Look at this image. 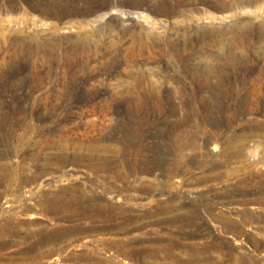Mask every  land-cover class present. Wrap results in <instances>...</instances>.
Here are the masks:
<instances>
[{"label":"rangeland","instance_id":"374dc122","mask_svg":"<svg viewBox=\"0 0 264 264\" xmlns=\"http://www.w3.org/2000/svg\"><path fill=\"white\" fill-rule=\"evenodd\" d=\"M0 156V264H264V0H0Z\"/></svg>","mask_w":264,"mask_h":264},{"label":"bare ground","instance_id":"6f19581e","mask_svg":"<svg viewBox=\"0 0 264 264\" xmlns=\"http://www.w3.org/2000/svg\"><path fill=\"white\" fill-rule=\"evenodd\" d=\"M107 147V146H106ZM93 148V147H92ZM95 148V147H94ZM110 149V148H109ZM139 149V148H138ZM90 150V149H89ZM104 150H106V148L104 149ZM108 150V149H107ZM106 150V151H107ZM111 150V149H110ZM102 151V150H101ZM136 151H137V149H136ZM108 152H109V150H108ZM107 152V153H108ZM111 152V151H110ZM142 152V151H141ZM90 152H88V154H89ZM115 153V152H114ZM113 153V154H114ZM118 153H120V152H118ZM126 153V152H125ZM88 154H84V156L86 157ZM92 154V153H91ZM121 154V153H120ZM96 155V154H95ZM107 155V154H106ZM122 155V154H121ZM83 156V157H84ZM94 156V155H93ZM113 156H115V155H113ZM0 157H2V156H0ZM89 156H87L86 158H88ZM82 158V157H81ZM92 158V157H91ZM90 158V159H91ZM77 159H80V157L79 158H77ZM85 159V158H84ZM73 160V162L75 161L74 159H72ZM81 160V159H80ZM80 160H77V161H80ZM88 160V159H87ZM93 160V159H92ZM76 161V162H77ZM83 161H85V160H83ZM82 161V162H83ZM88 162H90V161H88ZM108 162V161H107ZM106 162V164H109V162L107 163ZM87 163V162H86ZM102 164V163H101ZM121 165L122 164H126V163H123V162H121L120 163ZM120 164H118L117 163V166L118 165H120ZM93 165V164H92ZM153 165H154V163H153ZM88 166V165H87ZM90 167V166H89ZM94 168V167H93ZM103 168H105V165H104V167ZM103 168H101V169H103ZM127 168H129V167H127ZM147 168H149V167H147ZM92 169V168H91ZM108 169V168H107ZM117 169V168H116ZM131 169V168H130ZM149 169H151V167L149 168ZM106 170V169H105ZM120 170V169H119ZM143 170H144V168H143ZM146 170V169H145ZM6 171H7V169L5 168V166H4V164H0V182L1 181H3L2 179L5 177V176H7L6 175ZM10 171V170H9ZM107 171V170H106ZM110 171H112L113 172V170L111 169V170H109V172ZM137 171V170H136ZM111 172V173H112ZM115 172V171H114ZM118 172V171H117ZM116 172V173H117ZM124 172V171H123ZM134 172V171H133ZM132 172V173H133ZM142 172V171H141ZM9 173V172H8ZM118 173H120V172H118ZM131 173V172H130ZM169 173H170V171H169ZM11 174V173H10ZM128 174V173H127ZM127 176V175H126ZM137 176V175H136ZM35 177V176H34ZM34 177L32 178L31 177V179H34ZM6 178V177H5ZM25 178V177H24ZM24 178H23V180H24ZM126 178V177H125ZM30 179V180H31ZM72 179V178H71ZM79 180V179H78ZM78 180H77V182H78ZM123 180V179H122ZM25 181V180H24ZM24 181H22V182H24ZM64 181V180H63ZM71 181V180H70ZM75 181H76V179H75ZM8 182V181H7ZM3 183H5V182H3ZM65 183V182H64ZM69 183H72V182H69ZM91 183V182H90ZM93 183V182H92ZM146 183H148V182H146ZM145 183V184H146ZM81 184V183H80ZM84 184V183H83ZM142 184V183H141ZM150 184V183H149ZM149 184H148V186L147 187H149ZM3 185V184H2ZM1 185V186H2ZM63 185V184H62ZM91 185V184H90ZM96 185V184H95ZM58 186L59 185H57L56 187L58 188ZM64 187L62 188V189H60L59 191H55V193H51V196H52V199H49V201H45V204H46V206H45V210L47 211V212H49V213H51V214H56L59 218H62V219H65V220H67V221H74V220H77L78 218L80 219L81 217H87V216H89L90 215V213H92V212H99V214L100 213H102V211L104 210V209H110V211L112 210L111 208H112V206H114L112 203V206H110V205H106V206H101L100 205V207H95L94 205H91V202H89L88 203V201H89V199H90V197H92V199L94 198V196L96 195L95 193H93V192H91L90 190V192H91V194L93 195H90V196H87V195H83V192H86L85 190H84V185H83V188H81L82 186H80L79 184H77L76 182L75 183H73V184H71L70 186H68V185H66V187H65V185H63ZM86 186H87V184H86ZM94 186V185H93ZM97 186H98V184H97ZM142 186V185H141ZM140 186V187H141ZM151 186V185H150ZM62 187V186H61ZM50 188V187H49ZM52 188V187H51ZM56 188V189H57ZM91 188V187H90ZM144 188V187H143ZM46 189V188H45ZM47 189H48V187H47ZM89 189V188H88ZM94 189V188H93ZM92 189V190H93ZM6 190V189H5ZM39 190H42L43 191V189H39ZM84 190V191H83ZM37 191V190H36ZM35 191V192H36ZM42 191H41V195H42ZM46 191V190H45ZM51 191H53L52 189H51ZM67 191H69L70 193H71V196H70V194H69V196H68V198H67V201H64L63 203H58V195H59V193H65V192H67ZM95 191H96V189H95ZM0 192H2V191H0ZM47 192V191H46ZM88 192V191H87ZM99 192V191H98ZM38 193V192H37ZM100 193H102V192H100ZM39 194V193H38ZM47 194V193H46ZM44 195V196H47V195ZM50 193H48V195H49ZM68 194V193H67ZM89 195V194H88ZM99 195V194H98ZM97 195V196H98ZM29 196V195H28ZM27 196V197H28ZM36 196V195H35ZM43 196V195H42ZM41 196V197H42ZM63 196V195H62ZM96 196V197H97ZM37 197V196H36ZM48 197V196H47ZM46 197V198H47ZM57 198V199H56ZM65 198V199H66ZM98 198V197H97ZM100 198V197H99ZM38 199V198H37ZM44 199V198H43ZM63 199V198H62ZM64 199V200H65ZM91 199V200H92ZM101 199V198H100ZM24 200H25V198H24ZM23 200V201H24ZM40 200V199H39ZM61 200V199H60ZM102 200V199H101ZM63 201V200H62ZM98 201V200H97ZM22 202V201H21ZM29 202V201H28ZM93 202H95V200H93ZM24 203V202H23ZM35 203H36V201L34 202V204L33 203H31L32 204V206L34 205L35 206ZM38 203V202H37ZM36 203V204H37ZM43 203V202H42ZM96 203V202H95ZM94 203V204H95ZM100 203V202H99ZM109 203V202H108ZM27 204V203H26ZM26 204H24V205H26ZM29 204V203H28ZM40 204H41V202H40ZM39 205V204H38ZM117 206V205H116ZM29 208L31 207V206H28ZM37 207V206H36ZM115 207V206H114ZM39 208V207H38ZM41 208V207H40ZM170 208V207H169ZM24 209H25V207H24ZM31 209V208H30ZM36 209V208H35ZM44 209V208H43ZM115 209V208H114ZM118 209V208H117ZM167 209V208H166ZM22 210V209H21ZM26 210V209H25ZM25 210H22V211H25ZM5 211V210H4ZM9 211V210H8ZM27 211V210H26ZM40 211L42 212V210L40 209ZM108 211V210H107ZM117 211V210H116ZM115 211V212H116ZM11 212V211H10ZM106 212V211H105ZM112 212H113V210H112ZM115 212H113V213H115ZM121 212V211H120ZM126 212V211H125ZM13 213V212H12ZM104 213V212H103ZM102 213V215L104 216V214ZM124 213V212H123ZM47 214V213H46ZM97 214V213H96ZM117 214V213H116ZM121 214V213H120ZM126 214H127V212H126ZM130 214H132V213H130ZM2 216H3V214H1ZM0 215V216H1ZM8 215H9V213H8ZM11 215V214H10ZM49 215V214H48ZM93 215V214H92ZM91 215V216H92ZM112 215V214H111ZM122 215V214H121ZM14 216H16V215H14ZM56 216V217H57ZM116 215H114V216H112V217H115ZM119 216V218L121 217L120 215H118ZM123 216V215H122ZM131 216V215H130ZM134 216V215H133ZM132 216V217H133ZM140 216V215H139ZM5 217H7V215L5 216ZM31 217V216H30ZM50 217V216H49ZM52 217V216H51ZM102 217V216H101ZM109 217H110V215H109ZM111 217V218H112ZM126 217H127V215H126ZM129 217V216H128ZM132 217H130V218H132ZM7 218H10V217H7ZM12 218H13V216H12ZM46 218V217H45ZM91 218V217H90ZM94 218H96V217H94ZM105 218V217H104ZM122 218V217H121ZM123 218H124V216H123ZM130 218L128 219V221L130 220ZM134 218H136V217H134ZM139 218V217H138ZM2 219H4V216H3V218ZM16 219V218H15ZM34 219V218H33ZM32 219V220H33ZM35 219H37V218H35ZM34 219V220H35ZM42 219V218H41ZM52 219V218H51ZM82 219V218H81ZM108 219V218H107ZM110 219V218H109ZM116 219V218H115ZM118 219V218H117ZM116 219V220H117ZM174 219V218H173ZM17 220V219H16ZM15 220V221H16ZM30 220V219H29ZM44 219H42V221H43ZM46 220V219H45ZM48 220V219H47ZM46 220V221H47ZM59 220V219H58ZM61 220V219H60ZM91 220V219H90ZM89 220V221H90ZM103 221H104V219H102ZM114 220V219H113ZM176 220H177V218H176ZM0 221H2V220H0ZM15 221H13V222H15ZM79 221V220H78ZM138 221V220H137ZM166 221H168L167 219H166ZM31 223H32V221H30ZM30 222H29V225H30ZM37 222V221H36ZM48 222H49V220H48ZM65 222V221H64ZM76 222V221H75ZM86 222H87V220H86ZM105 222H107V220L105 221ZM104 222V223H105ZM109 222V221H108ZM120 222V221H119ZM125 222V221H124ZM127 222V221H126ZM130 222V221H129ZM129 222H127V223H129ZM135 223H136V220L134 221ZM133 222V223H134ZM171 222V221H170ZM19 223H21V222H19ZM28 223V222H27ZM35 223V222H34ZM33 223V224H34ZM38 223V222H37ZM36 223V224H37ZM39 223H40V221H39ZM44 223V222H43ZM71 223V222H70ZM77 223V222H76ZM79 223V222H78ZM84 223V222H83ZM82 223V224H83ZM115 223V222H114ZM131 223V222H130ZM10 221L9 220H6L5 221V223L3 222L2 223V225L0 224V230H2V231H7V235L8 234H10V233H8L9 231H10V229H12V226H10ZM15 224V223H14ZM21 224H23V223H21ZM42 224V223H41ZM45 224V223H44ZM75 224V223H74ZM85 224V223H84ZM108 224V223H107ZM111 224H113V223H111ZM110 224V225H111ZM39 225V224H38ZM66 225V224H65ZM80 225V224H79ZM93 226H94V224H92ZM99 225V224H98ZM109 225V224H108ZM122 225H125V224H122ZM15 226V225H14ZM36 226V225H35ZM60 226V225H59ZM100 226V225H99ZM106 226V225H105ZM114 226V225H113ZM129 226V225H128ZM47 227V226H46ZM58 227V226H57ZM87 227H89L88 225H87ZM87 227L86 226H78V225H72V226H68V228H67V226H66V228L65 229H60V230H57V231H55L54 230V232L53 231H51V233H49L48 235H46L47 236V239H49V240H53L54 241V239L57 237H60V235H66L67 234V237H69V234H79L78 232L79 231H86L87 230ZM95 227V226H94ZM115 227H116V225H115ZM127 227V226H126ZM15 228V227H14ZM61 228V227H60ZM64 228V227H63ZM19 229H20V227H19ZM27 229V228H26ZM35 230H36V227L34 228ZM52 229V228H51ZM59 229V228H58ZM101 229H103V228H101ZM104 229H105V227H104ZM111 229V228H110ZM109 229V230H110ZM115 229V228H114ZM119 229V228H118ZM13 230V229H12ZM15 230V229H14ZM14 230H13V232H14ZM39 230V229H38ZM94 230V229H93ZM97 230V229H96ZM108 230V229H107ZM112 230H113V228H112ZM116 230V229H115ZM114 230V231H115ZM122 230V229H121ZM120 230V231H121ZM129 230V229H128ZM33 231V230H32ZM42 232H44V229H42L41 230ZM117 231V230H116ZM125 231V230H124ZM12 231H11V233H13ZM17 232V231H16ZM16 232H14V233H16ZM42 232H39V233H42ZM53 232V233H52ZM127 232V231H126ZM35 233V232H34ZM34 233H33V235H34ZM47 233V232H46ZM81 233H83V232H81ZM85 233V232H84ZM6 234H4V235H6ZM17 234V233H16ZM21 234V233H20ZM1 235H2V233H1ZM15 235V234H14ZM16 236V235H15ZM74 236V235H73ZM14 237V236H13ZM35 237V236H34ZM39 237V236H38ZM64 237V236H63ZM5 238V237H4ZM4 238L3 239H0V248L3 246V245H6V243H8L6 240H4ZM65 238V237H64ZM70 238H71V235H70ZM74 238H75V236H74ZM73 238V239H74ZM16 239H18L19 240V238H16ZM46 239V238H45ZM62 239V238H61ZM60 239V240H61ZM66 239V238H65ZM77 239V238H76ZM76 239H75V241H76ZM102 239H104L103 237H102ZM115 239V238H114ZM122 239V238H121ZM119 240V239H117V241H113V239L112 240H110L109 241V243L110 244H114V249H115V247L116 248H118L117 250L118 251H116L117 253L118 252H121L122 254H129L130 252H128V248L126 247L127 246V244H128V242H124L125 240ZM128 239V238H127ZM44 240V239H43ZM71 240V239H70ZM106 240V239H105ZM109 240V239H108ZM15 241V240H14ZM39 241V240H38ZM41 241V240H40ZM39 241V242H40ZM55 241H57V240H55ZM62 241V240H61ZM61 241H59V242H61ZM90 241V240H89ZM111 241H113V242H111ZM126 241H128V240H126ZM130 241V240H129ZM10 242H11V240H10ZM18 242V241H17ZM43 242V241H42ZM47 242V241H46ZM52 242V241H51ZM98 242H99V240H98ZM106 242H107V240H106ZM105 241H102L100 244L101 245H103V243H106ZM132 242V241H131ZM134 242V241H133ZM173 242V241H172ZM27 243V242H26ZM25 243V244H26ZM35 243V242H34ZM41 243V242H40ZM53 243V242H52ZM63 243V242H62ZM65 243V242H64ZM68 243V242H67ZM66 243V244H67ZM109 243H106V244H109ZM135 243V242H134ZM169 243V242H168ZM16 244V243H15ZM32 244V243H31ZM50 244V243H49ZM69 244V243H68ZM72 244V243H71ZM132 244V243H131ZM136 244V243H135ZM169 244H171V242L169 243ZM9 245V244H8ZM7 245V246H8ZM20 245V244H19ZM30 245V244H29ZM36 245H37V243H36ZM51 245V244H50ZM52 245H55V244H52ZM93 245V244H92ZM130 244H128V246H129ZM166 245H168V244H166ZM172 245H174V243L172 244ZM6 246V247H7ZM16 246V245H15ZM18 246V245H17ZM26 246V245H25ZM110 246H112V245H110ZM162 246H164L163 244H162ZM169 246V245H168ZM51 247V246H50ZM49 247V248H50ZM60 247V246H59ZM86 247H88V246H86ZM95 247V246H94ZM108 247V246H107ZM107 247H104V248H107ZM167 247V246H166ZM165 247V248H166ZM171 247V246H170ZM170 247H168L169 249H171ZM27 248V247H26ZM29 248V247H28ZM37 248V247H36ZM52 248V247H51ZM90 248V247H89ZM88 248V249H89ZM93 248V247H92ZM96 248V247H95ZM99 248V247H98ZM112 248V247H111ZM131 248V247H130ZM156 248V247H155ZM155 248H153V249H155ZM158 248V247H157ZM164 248V247H163ZM163 248H160V249H163ZM42 249V248H41ZM53 249V248H52ZM85 249H87V248H85ZM134 249V248H133ZM159 249V248H158ZM21 250V249H20ZM29 250V249H28ZM32 249H30V251H31ZM44 250V249H43ZM51 250V249H50ZM113 250V249H112ZM141 250V249H140ZM145 250V249H144ZM143 250V251H144ZM172 250V249H171ZM34 251V250H33ZM83 251V250H82ZM136 251H138V249L136 250ZM142 251V252H143ZM148 251H150V248L148 249ZM147 251V252H148ZM32 252V251H31ZM57 252V251H56ZM84 252H85V250H84ZM90 252V251H89ZM153 252V251H152ZM158 252V251H157ZM162 252H165V249H164V251L163 250H161V254H162ZM172 252V251H171ZM21 253H22V251H21ZM28 253V252H27ZM51 253V252H50ZM77 253H79V252H77ZM91 253V252H90ZM94 253V252H93ZM145 253V252H144ZM149 253H151V252H149ZM158 253H160V252H158ZM8 253H6V255H7ZM24 254V253H23ZM29 254V253H28ZM32 254V253H31ZM46 254V253H45ZM53 254V253H52ZM97 254V253H96ZM119 254V253H118ZM132 254V253H131ZM133 254H134V252H133ZM148 254V253H147ZM147 254H146V256H147ZM155 254V253H154ZM153 254V255H154ZM164 254V253H163ZM168 254V253H167ZM167 254H165V255H167ZM37 255H39V254H37ZM41 255V254H40ZM39 255V256H40ZM49 255V254H48ZM47 255V256H48ZM83 256H85L84 257V259L85 258H87L88 260L90 259V260H94V262L92 263V264H102L104 261L106 262V261H108V259L110 258V256H109V258L107 257V259H104V261H103V259L101 258V257H97V256H94V255H92V254H89V255H85L84 253L82 254ZM113 255V254H112ZM141 255V254H140ZM151 255H152V253H151ZM160 255V254H159ZM171 255V254H170ZM176 255V254H175ZM1 257L3 256V254L2 255H0ZM13 256V255H12ZM15 256V255H14ZM19 256H21V255H19ZM24 257H25V255H23ZM35 256V255H34ZM73 256H75V254L73 255ZM106 256V255H105ZM119 256V255H118ZM158 256V255H157ZM174 256V255H173ZM179 256V255H178ZM193 256V255H192ZM18 256H16V258H17ZM37 257V256H36ZM115 257V256H114ZM124 257H126V255L124 256ZM133 257V256H132ZM131 257V258H132ZM135 257H136V255H135ZM9 258H11V255H10V257ZM8 258V259H9ZM23 258V257H22ZM32 258V257H31ZM35 258V257H34ZM33 258V259H34ZM44 258H45V255H44ZM77 258V257H76ZM113 258V257H112ZM111 258V259H112ZM137 258V257H136ZM167 258H168V256H167ZM170 258V257H169ZM168 258V259H169ZM178 258V257H177ZM187 258H189V257H187ZM6 259V258H5ZM28 259V258H27ZM79 258H77V260H78ZM83 259V258H82ZM178 259H180V258H178ZM178 259H176V260H178ZM183 259V258H182ZM197 259V258H196ZM4 260V259H3ZM40 260V259H39ZM75 260V259H74ZM79 260H81V259H79ZM173 260V259H172ZM198 260V259H197ZM114 262H116V260H113ZM120 261V260H119ZM179 261V260H178ZM180 261H183V260H180ZM194 261V260H193ZM121 262V261H120ZM146 261H144V263H145ZM173 262V261H172ZM176 262V261H175ZM184 262V261H183ZM195 262H196V260H195ZM2 263V262H1ZM30 263H31V261H30ZM88 263H90V261L88 262ZM119 263V262H118ZM147 263H148V261H147ZM167 263V262H166ZM174 263V262H173ZM194 263V262H193ZM17 264H18V262H17ZM20 264V263H19ZM22 264V263H21ZM91 264V263H90ZM114 264V263H113ZM169 264H171V263H169Z\"/></svg>","mask_w":264,"mask_h":264}]
</instances>
